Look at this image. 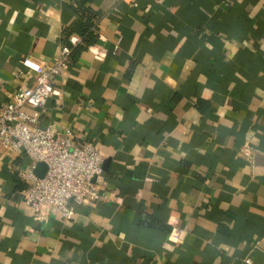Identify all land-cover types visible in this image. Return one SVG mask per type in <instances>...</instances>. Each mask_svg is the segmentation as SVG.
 Segmentation results:
<instances>
[{
  "label": "crops",
  "instance_id": "1",
  "mask_svg": "<svg viewBox=\"0 0 264 264\" xmlns=\"http://www.w3.org/2000/svg\"><path fill=\"white\" fill-rule=\"evenodd\" d=\"M74 1L0 0V105L35 85L23 58L60 55ZM91 7L96 43L31 113L103 153L113 197L40 217L31 159L0 150V264H264V0Z\"/></svg>",
  "mask_w": 264,
  "mask_h": 264
},
{
  "label": "built area",
  "instance_id": "2",
  "mask_svg": "<svg viewBox=\"0 0 264 264\" xmlns=\"http://www.w3.org/2000/svg\"><path fill=\"white\" fill-rule=\"evenodd\" d=\"M78 41L71 35L67 43L63 42L60 55L51 65L23 58L22 66L36 76L35 85L19 89L0 105V150L23 151L31 159L30 167L21 172L26 187L20 194L40 217L54 211L69 219L73 202L89 204L113 197L101 191L95 181L102 173L103 153L70 129L62 131L56 124L37 127V117L31 113L54 94L53 77L69 67L72 47ZM39 162L46 165L41 177L35 173ZM245 262L252 264L250 258Z\"/></svg>",
  "mask_w": 264,
  "mask_h": 264
},
{
  "label": "trees",
  "instance_id": "3",
  "mask_svg": "<svg viewBox=\"0 0 264 264\" xmlns=\"http://www.w3.org/2000/svg\"><path fill=\"white\" fill-rule=\"evenodd\" d=\"M92 2L93 0H75L72 7L77 14V20L71 27L63 30L64 43L68 42L71 34H77L81 38V42L72 47V57H78L83 50L95 44L98 39L95 24L99 14L91 7Z\"/></svg>",
  "mask_w": 264,
  "mask_h": 264
},
{
  "label": "water",
  "instance_id": "4",
  "mask_svg": "<svg viewBox=\"0 0 264 264\" xmlns=\"http://www.w3.org/2000/svg\"><path fill=\"white\" fill-rule=\"evenodd\" d=\"M37 169H38L37 171L38 176L40 177L43 176L45 169H46L45 163L44 162L37 163Z\"/></svg>",
  "mask_w": 264,
  "mask_h": 264
}]
</instances>
